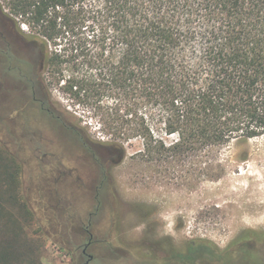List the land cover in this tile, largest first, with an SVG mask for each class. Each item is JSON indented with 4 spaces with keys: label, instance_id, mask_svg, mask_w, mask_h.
Returning <instances> with one entry per match:
<instances>
[{
    "label": "trees",
    "instance_id": "16d2710c",
    "mask_svg": "<svg viewBox=\"0 0 264 264\" xmlns=\"http://www.w3.org/2000/svg\"><path fill=\"white\" fill-rule=\"evenodd\" d=\"M0 10L26 28L52 82L120 141L109 145L122 157L121 142L142 138L169 182L216 180L222 148L264 135V0H0ZM14 165L0 152V187L15 204ZM248 243L217 253L191 241L172 258L258 264L235 259L258 252Z\"/></svg>",
    "mask_w": 264,
    "mask_h": 264
},
{
    "label": "rangeland",
    "instance_id": "374dc122",
    "mask_svg": "<svg viewBox=\"0 0 264 264\" xmlns=\"http://www.w3.org/2000/svg\"><path fill=\"white\" fill-rule=\"evenodd\" d=\"M19 28L27 31L0 10V42L23 73L34 76L36 96L45 99L58 121L37 102L30 103L28 92L11 88L13 73L6 77L8 89L0 94V152L17 165V201L9 203L0 187V252L12 244V257L3 264H82L86 230L93 234L87 250L93 259L87 264H206L203 258L190 263L172 258V251L186 252L191 241H209L217 253L249 242L258 252L242 248L234 258L264 264V135L231 142L217 153L223 162L221 177L190 184L164 179L157 160L144 154L142 138H132L121 142L122 157L111 168L117 196L73 199L70 194L83 190L47 183L48 170L36 167L27 148L16 143L9 117L14 109L26 124L57 138L55 147L66 157L85 152L86 143L107 160L117 158L118 150L109 143L120 141L63 92L61 83L52 82L50 69L38 65L40 51ZM149 122L157 134V121ZM80 161L90 167L87 159Z\"/></svg>",
    "mask_w": 264,
    "mask_h": 264
},
{
    "label": "flooded vegetation",
    "instance_id": "af4514ba",
    "mask_svg": "<svg viewBox=\"0 0 264 264\" xmlns=\"http://www.w3.org/2000/svg\"><path fill=\"white\" fill-rule=\"evenodd\" d=\"M10 73H13L16 77V81L13 82L11 88L16 91L20 90L22 93L28 92L30 103L32 101L37 102L42 110L48 112L49 109L45 107V99L36 96L34 76L27 72L23 73L22 69L13 62L8 47L0 42V94L8 89L6 77ZM21 108L23 109V106ZM15 111L16 109H14V114L9 117L14 122L16 143L20 147L27 148L29 158L36 167L48 170L47 176H45L47 183H65L81 188L83 191L80 193L70 194L73 199L102 200L117 196L111 168L112 165L120 162V153L117 158L109 157L110 159L107 160L97 154L92 146L84 145L85 152H75L66 157L63 151H59L55 147V143L58 141L57 138L46 134L42 128L26 124L21 114L18 113L17 116V111ZM49 114L58 121V117L52 115L50 111ZM83 158L88 160L89 168L82 166L83 163L80 160ZM86 231L89 233V240L81 248V255L86 256V260L82 264H87L93 259V255L87 252L88 247L93 242V234L88 230Z\"/></svg>",
    "mask_w": 264,
    "mask_h": 264
}]
</instances>
